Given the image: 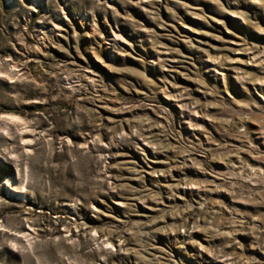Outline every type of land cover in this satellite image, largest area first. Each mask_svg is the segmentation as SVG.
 I'll use <instances>...</instances> for the list:
<instances>
[{
    "label": "rangeland",
    "instance_id": "rangeland-1",
    "mask_svg": "<svg viewBox=\"0 0 264 264\" xmlns=\"http://www.w3.org/2000/svg\"><path fill=\"white\" fill-rule=\"evenodd\" d=\"M0 264H264V0H0Z\"/></svg>",
    "mask_w": 264,
    "mask_h": 264
}]
</instances>
